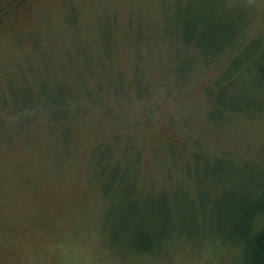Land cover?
Listing matches in <instances>:
<instances>
[{"label": "rangeland", "instance_id": "obj_1", "mask_svg": "<svg viewBox=\"0 0 264 264\" xmlns=\"http://www.w3.org/2000/svg\"><path fill=\"white\" fill-rule=\"evenodd\" d=\"M26 4L18 22L0 29V120L11 121L13 105L32 99L43 110L21 129L11 124L12 142H0V264H75L86 254L108 264H242L231 210L244 197L236 186L264 177V62L260 87L238 93L248 84L249 49L205 61L192 48L211 33L207 24L225 25L237 44L261 43L264 52V0ZM192 18H200L194 31ZM187 34L194 47L182 42ZM139 36L145 40L134 47ZM235 54L246 68L223 84L216 105L207 85L230 75ZM190 57L198 60L184 73ZM103 80L119 99L104 100L105 87L96 92ZM112 131L121 137L118 156L129 136L143 158L129 155L131 170L107 192L90 156ZM50 133L73 140L56 142ZM165 141L182 150L183 163ZM258 214L252 231L264 226ZM144 228L155 237L169 231L143 251L133 236Z\"/></svg>", "mask_w": 264, "mask_h": 264}, {"label": "trees", "instance_id": "obj_2", "mask_svg": "<svg viewBox=\"0 0 264 264\" xmlns=\"http://www.w3.org/2000/svg\"><path fill=\"white\" fill-rule=\"evenodd\" d=\"M25 6H28V4L24 3V4H21L20 7L19 6L16 7L17 9L13 10V13H15V14L12 17L19 19L20 13L25 12V10H24L26 8ZM195 17H202V16L198 15ZM199 19L200 18H192L191 19L193 21V23L189 27L190 31H194L198 27V24H196V22H198ZM202 20L205 21L206 16L202 17ZM17 22H18V20H17ZM207 23H211V22H207ZM8 26L9 25H7L6 28ZM219 27H221V28H219ZM213 28H215L214 30H218V31L214 32ZM225 29H226L225 25L224 26L223 25L222 26L213 25V27L211 28L210 26H208L206 24V26L204 27L203 30H207L211 33L206 34L203 38L201 37V40H202L201 45L195 46L194 43H192L193 38L190 34H187V38H185V37L181 38L183 43L185 41L189 45L193 44L195 46V48H192V49L198 50V52L196 53V54H198L197 57L204 59L205 61H208L209 58L211 60L217 59L219 56H221L222 54L227 52L229 49H230V53L232 51L234 52L238 48L249 49V51H250L249 54H251V57H250L251 61H250L248 68H246V62H244V60H238L237 57H239V55H237V54L231 55L229 60H228V63L232 64L233 60H235V62L233 65V67H234L233 70L229 71L230 75L227 77V74H225V76L222 78L217 77L216 79H214L212 81L211 84L207 85V87H208L207 94H208L209 98L211 99V101H213L215 103H216V100L213 97L216 96L218 94V92H220L221 95H224V93L222 91L227 86L223 85V84H226V83L230 84L231 81L235 80L236 74L238 76H240V70L241 69L245 70V68H246L248 70V75L251 77L249 78V76H248V84H246L244 86L245 87L244 89H242L243 87L237 88L238 93L243 92L244 90H246V88L250 89L251 86H259L260 87L261 81H260L258 70H259V67L261 65L263 67V62H264V52L259 50V47L257 46V45H262L261 43L256 44V43H251L249 41L245 45L241 46V45L236 43V39H235V36H236L235 33L236 32L232 33V31H231V33L226 34V32H228V31L226 29V32H225ZM203 35L204 34H202V36ZM217 39H218V41H217ZM144 40L145 39H143L142 37L139 36L137 38V40H135L136 43H134V47L142 44V42ZM107 41L109 42L111 40L109 38H106L104 43ZM113 41H112V44H113V46H115V41L114 42ZM229 47H231V48H229ZM232 48H233V50H231ZM191 54H194V53H191ZM194 56H196V55L194 54ZM197 57H194L193 60H191L192 58L190 57V65L186 66L184 68V73H186L187 71H189V69L194 67L193 63L197 62L196 61V60H198ZM109 68H111V66L107 67L108 75L110 74ZM234 71H237V72L234 73ZM252 77L257 79L258 82L251 83ZM102 79H104V78L102 77ZM105 81L104 80L102 81L100 87L95 86L96 92L100 94L101 90L105 87L106 92L104 95V98H105L104 100H108V101L113 102L110 99H114V100L119 99L121 95H114L113 97H111L114 94V93H112V91L114 90L115 87L112 85V83L110 84L108 82L106 84ZM93 89H94V87H93ZM138 92L141 93L143 91H138ZM86 94H88V93H86ZM127 94H128V91L125 92V95L123 97H125ZM28 95L32 96V93H30ZM33 95L36 96L34 92H33ZM77 97L78 96H75L76 99H77ZM221 100H220L221 105L226 107V108H228V105H230L232 103V102H228L224 99H221ZM96 101L98 103L99 101H101V99H97ZM252 103H253V98L251 100V104ZM42 105H43V103L41 101L33 100V99L31 101H25L24 103H22L20 105H13L14 108H16V111H14V112H16L15 117L12 118L11 121H6L5 118L3 119V121L0 120V129L2 130L0 132V142L1 141L12 142V135L13 134H11V131L8 129V128H10L9 126L12 124L17 129H21V127L26 125L27 123L30 124L31 123L30 121L32 119L39 118L37 115H33L32 113L35 114V112L43 110L41 108ZM216 105H217V103H216ZM0 107L4 108V107H6V104L3 103L2 101H0ZM231 108H233V107H230V109ZM213 109L214 108H212L211 110H213ZM20 117H23L25 119V121L23 122L24 124L21 126H20V121H19ZM44 118H49V120H51L48 115H46ZM77 118H75V116H74L70 120L71 121L70 123L76 122ZM47 124L51 125V122H48ZM144 128H145V126H143V129ZM64 134L68 135V134H70V131L67 132L64 130L62 135H64ZM50 135L52 136L51 138H53L56 142H62L66 145H69L73 140L72 139L71 141H69V139L67 137L56 138L55 133H50ZM102 136H103V138L100 141V144L97 145L92 150L90 160L92 162V168L97 169V170H95L97 172V175L104 177L103 185L106 186L105 187L106 191L110 192L111 191V184L115 183L119 178L121 179V177L124 175V173L127 170H131V162H126L127 157L129 155H132L135 152V153H137V155H139L140 158H143V155H142L143 150L141 148H139V146L135 143L133 137L129 138V136H126V137L123 136L124 137L123 139H126V140L131 139V141L127 142L124 153H122L121 156H118L117 155L118 151L116 150L115 145H118L120 143L121 137L118 136V134L113 133V131L111 134L112 137L108 141H104L106 138V133H102ZM1 138H3V139H1ZM166 143H167V145L163 146L165 151H168L170 154L175 155L176 158H178V160L181 161V163H183L182 162L183 156L181 155L182 150L180 151V150L175 149V147L171 144V142H166ZM193 143H194V141H193ZM184 151H187V150L185 149ZM159 154H161L160 151H159ZM121 160H123V161H121ZM89 171H90V168L88 166V169H85V174H87ZM136 173H138V172H136ZM92 174L95 175V173L93 171H92ZM261 177H260V179L255 178L256 181H245V185H240V186L237 185L236 186L239 191L244 193V194H242V195H244V197L240 201H236L235 203H233V209L231 210V212H233L235 214L234 218L236 217L235 221H233L235 227L232 228V231L234 232L236 237H238L243 242L242 264H264V226H262L258 230L252 231L253 222H254L256 215H259L258 214L259 212L264 213V177H262V178ZM222 181L224 183H226L229 181V179L226 177ZM168 231H166V233ZM164 232L165 231H161V233H158L159 237L158 236L155 237V236L150 234V232L147 230V228L141 229V231L137 232L139 234H135L133 236L134 242L137 243V244H135V247H138L139 250H143V251L146 249H150L151 248V247H149L150 245H152V244L154 245L155 242H157L160 238H162V234H166ZM169 234H170V232L168 233V235Z\"/></svg>", "mask_w": 264, "mask_h": 264}, {"label": "flooded vegetation", "instance_id": "obj_3", "mask_svg": "<svg viewBox=\"0 0 264 264\" xmlns=\"http://www.w3.org/2000/svg\"><path fill=\"white\" fill-rule=\"evenodd\" d=\"M29 0H0V29L5 28L7 25H11L17 22V18H14L16 7H20L21 4L27 3Z\"/></svg>", "mask_w": 264, "mask_h": 264}, {"label": "clouds", "instance_id": "obj_4", "mask_svg": "<svg viewBox=\"0 0 264 264\" xmlns=\"http://www.w3.org/2000/svg\"><path fill=\"white\" fill-rule=\"evenodd\" d=\"M52 264H56L55 258H53ZM75 264H108L106 260L103 262L99 259V254L97 255H84L78 259Z\"/></svg>", "mask_w": 264, "mask_h": 264}]
</instances>
